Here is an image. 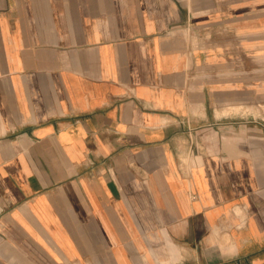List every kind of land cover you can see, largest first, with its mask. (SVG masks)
<instances>
[{"label": "crops", "instance_id": "0c3cea01", "mask_svg": "<svg viewBox=\"0 0 264 264\" xmlns=\"http://www.w3.org/2000/svg\"><path fill=\"white\" fill-rule=\"evenodd\" d=\"M261 102L264 0H0V264H264Z\"/></svg>", "mask_w": 264, "mask_h": 264}, {"label": "rangeland", "instance_id": "374dc122", "mask_svg": "<svg viewBox=\"0 0 264 264\" xmlns=\"http://www.w3.org/2000/svg\"><path fill=\"white\" fill-rule=\"evenodd\" d=\"M254 107H256L258 111L264 110V102L257 103Z\"/></svg>", "mask_w": 264, "mask_h": 264}, {"label": "bare ground", "instance_id": "6f19581e", "mask_svg": "<svg viewBox=\"0 0 264 264\" xmlns=\"http://www.w3.org/2000/svg\"><path fill=\"white\" fill-rule=\"evenodd\" d=\"M135 44V43H134Z\"/></svg>", "mask_w": 264, "mask_h": 264}]
</instances>
